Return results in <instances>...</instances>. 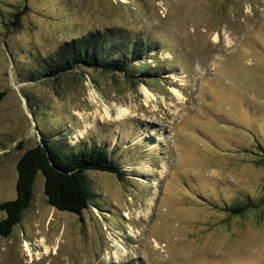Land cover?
Here are the masks:
<instances>
[{"label": "rangeland", "instance_id": "374dc122", "mask_svg": "<svg viewBox=\"0 0 264 264\" xmlns=\"http://www.w3.org/2000/svg\"><path fill=\"white\" fill-rule=\"evenodd\" d=\"M109 30L157 48L132 66L157 69L146 84L42 76L63 45ZM0 92V205L42 137L99 143L124 171L85 174L80 216L48 205L37 174L0 264H264V0H0Z\"/></svg>", "mask_w": 264, "mask_h": 264}, {"label": "trees", "instance_id": "16d2710c", "mask_svg": "<svg viewBox=\"0 0 264 264\" xmlns=\"http://www.w3.org/2000/svg\"><path fill=\"white\" fill-rule=\"evenodd\" d=\"M22 13L13 15L11 25L19 24ZM156 52L157 48L148 43L140 40L130 42L129 39L120 37L118 32L109 30L102 34L90 33L66 43L58 50L56 58H50L39 66L44 71L42 76L46 78H56L77 67H85L122 73L127 78L146 84L157 69H141L135 73L132 66ZM3 97L4 93L0 92V100ZM55 139L49 145L42 137L39 144L26 150L17 161L16 196L0 205L5 213V218L0 221L1 237L10 234L12 228L19 223L22 213L29 207L37 174H41L44 179V195L48 205L78 216L88 207L90 200L85 183L87 172H106L113 174L118 181L124 179V171L116 160L109 157L105 145L103 147L96 143L75 148L66 143L56 144ZM245 208L247 205L242 204L227 211L241 214Z\"/></svg>", "mask_w": 264, "mask_h": 264}, {"label": "bare ground", "instance_id": "6f19581e", "mask_svg": "<svg viewBox=\"0 0 264 264\" xmlns=\"http://www.w3.org/2000/svg\"><path fill=\"white\" fill-rule=\"evenodd\" d=\"M214 38L217 39V37H214ZM143 93H144L145 97H148V98L152 97V95H151V93L149 92V90L146 89L145 87L143 88ZM105 112H109L108 109H105ZM117 113H118V117H123V115H124V114H122V113H124V112H122V111H118ZM116 245H117L118 247H120V245H118L117 243H116Z\"/></svg>", "mask_w": 264, "mask_h": 264}]
</instances>
